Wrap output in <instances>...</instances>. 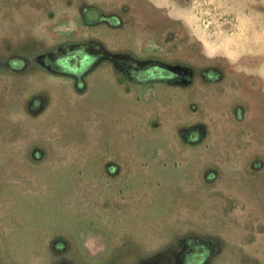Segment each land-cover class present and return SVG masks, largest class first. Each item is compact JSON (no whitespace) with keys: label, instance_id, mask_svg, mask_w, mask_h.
Wrapping results in <instances>:
<instances>
[{"label":"flooded vegetation","instance_id":"af4514ba","mask_svg":"<svg viewBox=\"0 0 264 264\" xmlns=\"http://www.w3.org/2000/svg\"><path fill=\"white\" fill-rule=\"evenodd\" d=\"M235 2L247 8L244 18L255 31H264V0H0V105L12 93L9 83L15 86L17 78L31 83L39 74L58 78L62 84L55 87L56 92L60 97L65 94L76 107L96 88L107 87L122 102L124 122L132 133L157 139L159 147L176 153H238L242 160L240 167L231 168L232 187L231 176L241 172L261 186L264 198V38L251 37L254 31L232 32L242 23L241 15L233 14ZM206 3L217 7L207 24ZM217 24L224 33L216 32ZM28 91L22 90L21 102L26 105L30 133L37 132L39 121V126L46 122L44 130L40 126L42 133L56 135L45 116L54 91ZM85 114L87 123L96 125H107L113 117L108 112L102 116L98 105H90ZM92 125L84 129L85 135ZM19 130V125L0 119V136ZM93 132L99 135L100 131ZM110 137L94 147L99 160L95 176L81 186L83 191L71 196L78 201L80 223L109 243L107 252L90 262L66 237L70 236L67 230L55 228L45 233L50 247L38 252L30 245L33 252L25 263L35 264L36 255L46 250L49 257L69 264H108L117 260L116 245L130 240L144 243V256L166 253L174 264H233L230 260L264 264V201L258 202L263 212L256 215L246 200L220 190L222 170L212 163L199 169L200 184L208 194H200L195 205L192 202L194 213L174 204L166 213L186 216L191 223L197 217L199 228H234V237L241 240L219 245L193 236L167 244L168 250L161 251L165 242L141 240L125 224L119 225L142 209L144 190L127 187L126 180L130 169L146 165L140 158H123L122 146ZM42 158L40 149L29 148L13 169L15 176L3 178L10 185L4 190L33 186L19 166L34 170ZM173 165L179 169L182 164ZM100 186L108 195L98 192ZM86 188L91 192L85 193ZM159 221L150 224L158 227L164 218ZM15 222L14 227L19 225V220ZM164 224L162 228H170ZM14 230L0 234L11 241ZM12 250L16 254L13 245ZM5 254L4 249L0 264H17Z\"/></svg>","mask_w":264,"mask_h":264},{"label":"rangeland","instance_id":"374dc122","mask_svg":"<svg viewBox=\"0 0 264 264\" xmlns=\"http://www.w3.org/2000/svg\"><path fill=\"white\" fill-rule=\"evenodd\" d=\"M234 7L233 14L242 17V23H237L242 30L234 28L232 32L251 33L254 31L253 35H250L251 37H258L259 35L263 39L264 31L262 29L255 31L253 24L244 18V15H247V8L242 4L240 5L239 2H235ZM204 8L203 13L207 24L211 21V14L217 7L213 3H206ZM217 25L216 32L224 33L225 30L219 27V24ZM55 84L59 86L62 83L55 82ZM63 97H65L64 100H57L58 104H55L53 110H47L45 116L48 115L46 121L50 122L49 126L51 125L57 133L55 135L57 148L71 149L76 156L75 159L62 167L54 165L53 162L47 166L45 164L34 166L41 170L19 166V169L28 176V181L39 185L31 186V191L29 187L25 186L22 188L24 192L12 188L0 192V233L4 230L15 229L10 234L12 243L8 239L6 240L3 233L5 255L15 258L17 264H27L25 262L29 257V252H33L30 245L35 246V242L37 243L42 236H46L47 230L55 228L67 230L73 236L74 243L79 247L81 254L90 262H96L107 252L109 243L97 236L98 234L89 232L88 227L80 223L78 201H72L71 196L74 197L72 193H76V190L79 191L81 186H85L86 182L95 176V165L99 160L96 159L97 153H95L94 147L100 145L101 140L109 138L112 134L110 138L114 141L118 140L116 142L123 147L120 148L123 150L120 154L124 156L123 158L128 161L131 159L136 161L137 158H140L146 165L143 169L131 167L129 177L126 180L127 187L130 185L133 189L144 190L142 209L140 213L133 212L132 215L125 217L127 222H118L119 225L125 224L130 232L139 235V239L157 241L159 237L165 235L167 230L162 226L164 223V225L169 224L170 215L166 213L167 210L172 209L169 205L174 204L173 207L184 206L188 210L185 212L191 214L190 212L194 210L192 202L195 205L201 195L207 196L208 194L207 188L200 184L199 169L210 163L219 166L222 170V175L217 184L220 190L238 195L239 198L246 200L253 206L254 214L258 215L259 210L262 211V207L258 203L264 201L261 186L241 172H236L231 176L236 189L232 187L231 168L232 166L240 167L239 161L242 160L238 157V153L215 151L210 153L192 150H184L181 153L166 151L159 147L160 144L157 139L147 140L139 133H132L133 131L124 122L123 116L124 112L126 116V111L121 109L122 102L110 92L109 88L104 86L92 91L85 102L77 107L74 106V103L69 102L65 94L62 95ZM88 104L100 106L104 112L102 116H106L107 112L109 115L113 114L107 125H96L95 122L87 123L85 109L90 107ZM61 110H63V114ZM45 123L40 122L43 130L46 127ZM90 124H93L91 132L85 135L84 129L87 130V126ZM73 126L78 129L68 131ZM94 130H99V135L95 134ZM176 161L182 164L179 169L173 165ZM190 187H192L191 191H189ZM87 192L91 191L86 188L85 193ZM94 192L97 191L94 190ZM98 192L108 195L109 191L106 189L104 191L100 186ZM193 213L194 211H192ZM159 215L164 218L163 224L160 223L158 226L160 228L156 224L154 226L150 224L153 221H159L161 219L158 217ZM16 220H19V225L14 227ZM195 222L199 225L200 220L196 217ZM32 233V238H30ZM12 245L16 254L13 253Z\"/></svg>","mask_w":264,"mask_h":264},{"label":"water","instance_id":"95a60500","mask_svg":"<svg viewBox=\"0 0 264 264\" xmlns=\"http://www.w3.org/2000/svg\"><path fill=\"white\" fill-rule=\"evenodd\" d=\"M26 79V83H22V79H15V86L9 83L12 86V93L8 97V100L2 102L0 105V119L5 123L10 121L14 126H20L18 133L4 134L3 136H0V146L3 148V151L0 150V190L2 191H4L5 187L10 186L5 183L6 181L3 180V178L15 176L13 169L18 166V162L22 160L25 154L27 155L29 148L36 147L43 153V158L41 161H37V165L45 164V166H47L49 163L53 162L54 165L62 167L71 162V160H74L76 157L74 152L71 150L57 148V145L55 144L57 137L55 135H46L45 133H42L38 124L39 121L36 123L37 132L35 134H31L29 118L25 114L26 105L21 102L23 89H26L27 92L30 90L31 93L45 91L52 93V91H54V94L52 93L53 95L49 94L51 103L50 107L47 109L48 111L50 109L53 110L56 106L55 104L57 103V100H62V96L60 97V94L56 92L55 88V82H60V80L53 76H48L47 74H39L36 78H31V83L28 78ZM17 83H19V85H17ZM14 91L21 94L17 95ZM47 110L45 111V114ZM35 169L41 170L36 167ZM33 185L36 186L39 184L36 183ZM25 186L30 187L31 185ZM193 224H195L197 228H192L191 226ZM168 225L170 228H166L167 232L165 235L158 238L159 241L165 242L164 248H160L161 251L168 250L167 244L177 243L185 238L193 236L201 237V239L207 241H215L219 243V245L223 242L241 240V237L239 236L234 237V228H199L197 223H191L186 216H170ZM66 237L74 241L71 234L70 236L66 235ZM48 240L49 238L46 239V236H42L37 243L35 242L38 252L44 247H50L51 241L48 242ZM116 246H118V254L116 256L117 260L108 264H174L173 261H170L166 253H156L152 256H144V243L141 241L134 242L125 240L118 243ZM224 248H220V250ZM229 249L231 248L229 247ZM3 250V238L0 234V253H2ZM45 252L46 250L43 253H38L36 255L35 264H69L65 261H57L55 256H53V258L49 257ZM230 261L233 264H238L239 262L238 260ZM175 264L179 263L176 261Z\"/></svg>","mask_w":264,"mask_h":264}]
</instances>
